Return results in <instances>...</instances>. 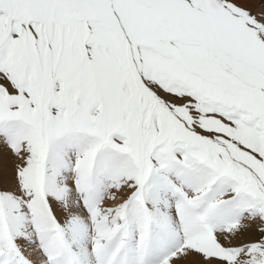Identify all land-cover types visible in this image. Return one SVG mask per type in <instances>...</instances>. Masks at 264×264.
<instances>
[{"label":"snow or ice","instance_id":"obj_1","mask_svg":"<svg viewBox=\"0 0 264 264\" xmlns=\"http://www.w3.org/2000/svg\"><path fill=\"white\" fill-rule=\"evenodd\" d=\"M0 264H264V0H0Z\"/></svg>","mask_w":264,"mask_h":264}]
</instances>
